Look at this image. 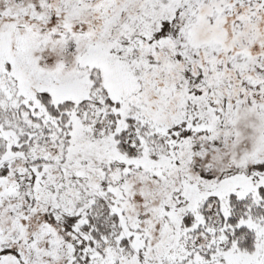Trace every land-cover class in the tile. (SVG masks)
I'll use <instances>...</instances> for the list:
<instances>
[{
    "label": "snow or ice",
    "instance_id": "obj_1",
    "mask_svg": "<svg viewBox=\"0 0 264 264\" xmlns=\"http://www.w3.org/2000/svg\"><path fill=\"white\" fill-rule=\"evenodd\" d=\"M0 264H264V0H0Z\"/></svg>",
    "mask_w": 264,
    "mask_h": 264
}]
</instances>
